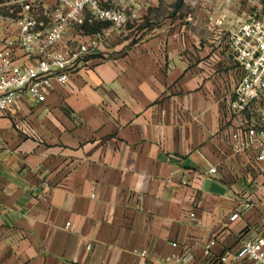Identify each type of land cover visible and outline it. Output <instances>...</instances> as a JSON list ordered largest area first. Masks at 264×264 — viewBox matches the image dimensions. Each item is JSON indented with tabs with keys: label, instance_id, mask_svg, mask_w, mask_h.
<instances>
[{
	"label": "crops",
	"instance_id": "1",
	"mask_svg": "<svg viewBox=\"0 0 264 264\" xmlns=\"http://www.w3.org/2000/svg\"><path fill=\"white\" fill-rule=\"evenodd\" d=\"M100 1L128 21L69 28L74 51L108 35L44 103L0 115V264H223L264 234L261 163L229 142L244 76L230 35L264 0Z\"/></svg>",
	"mask_w": 264,
	"mask_h": 264
},
{
	"label": "built area",
	"instance_id": "2",
	"mask_svg": "<svg viewBox=\"0 0 264 264\" xmlns=\"http://www.w3.org/2000/svg\"><path fill=\"white\" fill-rule=\"evenodd\" d=\"M88 15L115 27L129 18L121 10L103 6L100 0H61L50 12L48 26L42 27L35 14L27 10L17 33L0 38V115L12 114L24 99L44 103L55 80L68 83L76 69L75 57L88 53L108 35L106 32L88 35L89 40L81 42L77 51L62 44L67 30L84 24ZM230 43L244 76L230 105L232 113L240 118L229 142L238 155L255 152V161L261 163L259 172L264 175V10L240 24L231 33ZM19 53L36 58L21 61ZM216 172V167L208 171L210 175ZM237 217L238 213L232 218ZM70 225L68 222L67 226ZM215 244L216 240H211L204 249L209 261L215 259L212 250ZM167 260L168 264H178L179 257L172 254ZM219 261L264 264V234L246 239L238 249L223 253Z\"/></svg>",
	"mask_w": 264,
	"mask_h": 264
},
{
	"label": "rangeland",
	"instance_id": "3",
	"mask_svg": "<svg viewBox=\"0 0 264 264\" xmlns=\"http://www.w3.org/2000/svg\"><path fill=\"white\" fill-rule=\"evenodd\" d=\"M27 10L41 15H47L48 11L49 15L53 8L46 6L43 0H0V37L17 29Z\"/></svg>",
	"mask_w": 264,
	"mask_h": 264
},
{
	"label": "water",
	"instance_id": "4",
	"mask_svg": "<svg viewBox=\"0 0 264 264\" xmlns=\"http://www.w3.org/2000/svg\"><path fill=\"white\" fill-rule=\"evenodd\" d=\"M208 187H210L211 190L216 191L218 193L224 192V189L215 182H208Z\"/></svg>",
	"mask_w": 264,
	"mask_h": 264
}]
</instances>
